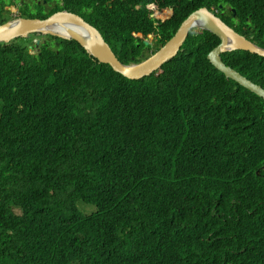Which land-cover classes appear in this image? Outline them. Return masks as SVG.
Segmentation results:
<instances>
[{"label":"trees","instance_id":"obj_1","mask_svg":"<svg viewBox=\"0 0 264 264\" xmlns=\"http://www.w3.org/2000/svg\"><path fill=\"white\" fill-rule=\"evenodd\" d=\"M32 7L80 15L123 64L201 8L264 48V0ZM29 42L0 43V264H264V100L213 67L215 35L191 30L139 80L74 40L48 36L37 56ZM221 58L264 89V57Z\"/></svg>","mask_w":264,"mask_h":264},{"label":"water","instance_id":"obj_2","mask_svg":"<svg viewBox=\"0 0 264 264\" xmlns=\"http://www.w3.org/2000/svg\"><path fill=\"white\" fill-rule=\"evenodd\" d=\"M193 29L210 32L219 39V45L207 56L213 67L221 72L226 79L238 83L264 100V89L260 85L253 83L227 66L221 58L223 53L237 50L248 51L264 57V48L238 34L207 8L192 12L164 46L146 60L136 64H123L98 29L81 16L67 10L56 12L46 19L21 18L1 24L0 43H8L18 37H27L34 33L74 40L99 63L108 64L115 72L130 80H139L149 76L179 52H182V46Z\"/></svg>","mask_w":264,"mask_h":264},{"label":"clouds","instance_id":"obj_3","mask_svg":"<svg viewBox=\"0 0 264 264\" xmlns=\"http://www.w3.org/2000/svg\"><path fill=\"white\" fill-rule=\"evenodd\" d=\"M36 2H38V0L36 1ZM222 6L220 5V8H221ZM208 9V8H207ZM21 10H22V12L24 11V9L23 8H21ZM208 10H210V9H208ZM210 11H212L213 13H215V15L217 16V17H219L220 18V16H218L216 13H218L219 14V11L218 10H210ZM235 10L233 9V13H234V15H235ZM72 13V12H71ZM75 14V13H74ZM220 14H224V12H221ZM29 15V14H28ZM27 15V16H28ZM78 15V14H77ZM27 16H24L23 14H21L20 16H18L17 17V15H15V17L16 18H14V19H11V20H9L10 18H11V15H9V18L4 22V23H6V22H8V21H12V20H17V19H37V18H28ZM80 16V15H79ZM221 19V18H220ZM222 20V19H221ZM223 21V20H222ZM224 22V21H223ZM4 23H2V24H4ZM225 23V22H224ZM226 24V23H225ZM1 25V24H0ZM229 26V25H228ZM230 27V26H229ZM232 28V27H231ZM97 29V28H96ZM232 29H234V28H232ZM235 30V29H234ZM200 31V30H199ZM100 32V31H99ZM200 32H202V31H200ZM238 33V32H237ZM239 34V33H238ZM241 35V34H240ZM48 36H51V35H42V34H38V33H34V34H30V35H28L27 37H18V38H16V39H25V40H29V41H31V42H29L27 45L29 46V45H31L33 48L32 49H29V47H28V50H29V53H30V55L31 56H37V55H39L40 54V48H41V45L44 43V39L46 38V37H48ZM242 36V35H241ZM54 37V36H53ZM243 37H245V36H243ZM58 38V37H57ZM16 39H13V40H16ZM59 39H61V38H59ZM248 39V38H247ZM252 39L253 38H251V39H248V40H251L252 41ZM12 40V41H13ZM62 40H64V39H62ZM11 42V41H10ZM253 42V41H252ZM3 43V42H2ZM9 43V42H8ZM254 43V42H253ZM254 44H256V43H254ZM257 45V44H256ZM260 47V46H259ZM262 48V47H261ZM114 52V51H113ZM157 52V51H156ZM155 52V53H156ZM154 53V54H155ZM153 55V54H152ZM151 55V56H152ZM178 55V54H177ZM176 55V56H177ZM175 56V57H176ZM150 57V56H149ZM148 57V58H149ZM147 59V58H146ZM145 59V60H146ZM172 60V59H171ZM170 60V61H171ZM144 61V60H143ZM223 61V60H222ZM142 62V61H141ZM169 62V61H168ZM140 63V62H139ZM130 64H132V63H130ZM134 64H136V63H134ZM166 64V63H165ZM164 64V65H165ZM163 65V66H164ZM163 66H161V67H163ZM228 66V65H227ZM160 67V68H161ZM230 67V66H229ZM159 68V69H160ZM159 69H157V70H159ZM156 70V71H157ZM155 72V71H154ZM154 72H152V73H154ZM151 73V74H152ZM150 74V75H151ZM147 77V76H146ZM17 107H19V108H23V107H25L23 104H17Z\"/></svg>","mask_w":264,"mask_h":264},{"label":"flooded vegetation","instance_id":"obj_4","mask_svg":"<svg viewBox=\"0 0 264 264\" xmlns=\"http://www.w3.org/2000/svg\"><path fill=\"white\" fill-rule=\"evenodd\" d=\"M10 1L11 0H0V13L1 15H4L5 13L11 15V18L9 20L16 18L15 15H17L18 17L23 14L21 8L27 9L29 7L30 9H32V13H34L32 7L33 1L37 0H14L16 2V4L14 5L11 4ZM2 2L5 6L2 4ZM27 2L30 6L27 4ZM251 38H253V35H251ZM28 47L29 49L33 48L31 45H29Z\"/></svg>","mask_w":264,"mask_h":264},{"label":"rangeland","instance_id":"obj_5","mask_svg":"<svg viewBox=\"0 0 264 264\" xmlns=\"http://www.w3.org/2000/svg\"><path fill=\"white\" fill-rule=\"evenodd\" d=\"M27 4H28V2H27ZM28 5H29V4H28ZM29 6H30V5H29ZM31 10H32V9H30V8L28 7L27 9H24V11H23L22 13H23L24 16H27L28 14L31 13Z\"/></svg>","mask_w":264,"mask_h":264}]
</instances>
